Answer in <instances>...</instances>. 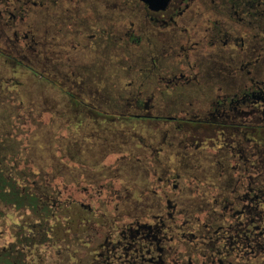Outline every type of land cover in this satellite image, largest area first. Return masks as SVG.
Segmentation results:
<instances>
[{
    "label": "rangeland",
    "instance_id": "obj_1",
    "mask_svg": "<svg viewBox=\"0 0 264 264\" xmlns=\"http://www.w3.org/2000/svg\"><path fill=\"white\" fill-rule=\"evenodd\" d=\"M233 1L195 0L176 18L177 24L161 25L150 20L138 0H0V144L16 149L22 143L29 149L30 143L35 165L58 175L56 183L63 187L77 180L81 191L91 190L90 185L103 181L122 189L123 197L130 193L139 199L142 186L149 183L144 175L149 150L163 148L162 159L170 156L168 164L177 166L172 152L180 146L175 127L128 120L136 111L132 102L142 100L152 117L180 108L192 117L202 115L214 88H226L223 82L235 80L243 50L264 45L263 31L232 17L237 11ZM214 28L221 38H213ZM189 40L196 48L190 62H201L197 69L210 82L183 91L166 88L155 70L166 76L177 69L182 57L175 52ZM203 40L206 46L201 47L210 56L198 58ZM18 47L49 83L7 66L2 54L13 55ZM258 53L259 78L264 81V50ZM61 88L73 93L81 106L67 107L71 102ZM29 115L34 126L23 122ZM211 152L208 148L198 158L206 171L202 175L213 181L215 171L207 156ZM108 177L114 180L106 182ZM4 231L0 219V246Z\"/></svg>",
    "mask_w": 264,
    "mask_h": 264
},
{
    "label": "flooded vegetation",
    "instance_id": "obj_2",
    "mask_svg": "<svg viewBox=\"0 0 264 264\" xmlns=\"http://www.w3.org/2000/svg\"><path fill=\"white\" fill-rule=\"evenodd\" d=\"M138 1L152 22L175 25L195 0H171L158 12ZM233 4L232 17L264 32V0ZM213 30V38H221ZM203 47L198 58L210 56ZM263 47L243 50L235 80L214 88L202 115L192 117L180 108L156 117L177 129L180 150L172 153L179 165H169L170 156L162 159L163 148H151L144 159L149 183L139 199L130 193L123 197L113 183L97 181L81 191L77 180L63 187L54 178L43 188L49 197L41 200L56 212L48 222L52 229H35L42 215H3L0 264H264V81L258 58ZM195 49L191 40L179 45V67L166 76L156 68L158 82L179 90L208 84L207 73L197 69L201 62H190ZM208 148L213 181L212 176L205 179L199 163V154Z\"/></svg>",
    "mask_w": 264,
    "mask_h": 264
},
{
    "label": "trees",
    "instance_id": "obj_3",
    "mask_svg": "<svg viewBox=\"0 0 264 264\" xmlns=\"http://www.w3.org/2000/svg\"><path fill=\"white\" fill-rule=\"evenodd\" d=\"M15 53L2 54L5 58L7 66L21 69L32 79L49 83V79L33 66L30 61L21 57V49L14 48ZM18 85V84H17ZM61 92L64 96L68 97L71 102L69 106L74 105L80 107L81 102L74 96L73 93L66 88H61ZM135 113L132 117H128V120L133 121H151L156 122V117H152L145 110V104L142 100H135L132 102ZM139 110V111H138ZM27 121L28 124L34 126L32 116L29 115L23 122ZM20 134V131H18ZM27 134L23 132V136ZM4 135L0 133V139H3ZM14 145H11V148ZM34 157L31 150V144L28 147L22 143L16 144V149H5L3 144H0V218L8 212L15 214H35L44 216L41 219V224L35 229L46 231V229H52L48 222L50 217L55 214L54 208L48 205L45 200L50 193L47 190L44 192L43 188L45 184L53 183L54 178L58 175L55 173L47 172L46 167L38 168L33 161ZM40 189V190H39ZM43 237L44 234L42 233ZM17 244L12 246V249H16Z\"/></svg>",
    "mask_w": 264,
    "mask_h": 264
},
{
    "label": "water",
    "instance_id": "obj_4",
    "mask_svg": "<svg viewBox=\"0 0 264 264\" xmlns=\"http://www.w3.org/2000/svg\"><path fill=\"white\" fill-rule=\"evenodd\" d=\"M142 3L148 5L152 11H164L171 0H140Z\"/></svg>",
    "mask_w": 264,
    "mask_h": 264
}]
</instances>
